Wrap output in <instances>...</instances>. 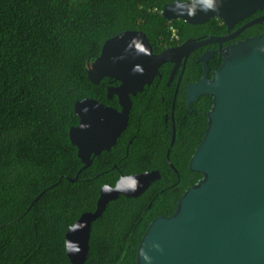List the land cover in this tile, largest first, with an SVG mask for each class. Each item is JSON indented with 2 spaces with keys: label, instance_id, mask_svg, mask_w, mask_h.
<instances>
[{
  "label": "trees",
  "instance_id": "16d2710c",
  "mask_svg": "<svg viewBox=\"0 0 264 264\" xmlns=\"http://www.w3.org/2000/svg\"><path fill=\"white\" fill-rule=\"evenodd\" d=\"M174 1L0 0V264H71L66 232L84 212L96 209L102 186L115 185L122 175L159 170L161 178L140 196L121 194L92 225L85 264H137L152 220L173 214L184 192L203 177L190 169V160L204 137L213 98L202 95L187 108L185 88L203 76L196 60L210 44L196 49L186 64L174 102L173 146L172 122L167 124L164 112L172 108L174 84L164 92L167 103L159 94L150 98L147 87L132 96L130 120L117 146L81 171L69 136L79 122L78 100L94 98L119 107L116 96H107L108 78L94 84L87 73L88 58L99 56L107 39L142 30L159 52L188 38L226 33L220 18L196 25L166 20L161 11ZM250 36L264 37V21L237 39ZM221 64L219 55L209 61L211 68ZM170 69L171 64L160 67L164 76L156 88L165 89ZM126 136L132 143L122 153ZM120 156L126 158L120 161Z\"/></svg>",
  "mask_w": 264,
  "mask_h": 264
},
{
  "label": "water",
  "instance_id": "95a60500",
  "mask_svg": "<svg viewBox=\"0 0 264 264\" xmlns=\"http://www.w3.org/2000/svg\"><path fill=\"white\" fill-rule=\"evenodd\" d=\"M263 9L264 0H176L165 4L161 13L168 21L182 19L194 25L220 18L230 31ZM263 21L261 15L226 36L188 38L158 54L145 32L124 30L107 39L94 60L88 58L91 82L99 84L103 77L119 82L107 88V96L116 95L122 110L94 98L75 103L80 121L70 128L69 136L83 163L80 171L91 165L92 155L115 145L128 125L132 96L152 82L161 65L175 64L172 80L175 69L195 49L220 44L198 59L204 75L186 89L188 107L202 95L213 98L204 137L190 160V169L203 177L184 192L173 214L152 220L140 242L137 264H264V37L250 36L222 46ZM216 53L222 64L210 79L209 61ZM173 127L170 146L176 137ZM168 161L174 167L169 156ZM160 178L159 170H151L122 175L115 185H103L96 209L84 212L66 232L71 264H85L93 222L110 201L121 194L140 196ZM77 179L78 174L70 181Z\"/></svg>",
  "mask_w": 264,
  "mask_h": 264
},
{
  "label": "flooded vegetation",
  "instance_id": "af4514ba",
  "mask_svg": "<svg viewBox=\"0 0 264 264\" xmlns=\"http://www.w3.org/2000/svg\"><path fill=\"white\" fill-rule=\"evenodd\" d=\"M264 10V9H263ZM259 11H262V10H259ZM261 15H264V13H261L260 15H257L256 17H258V16H261ZM251 17V16H250ZM255 17V18H256ZM253 19V18H252ZM245 20V19H244ZM244 20H242V21H244ZM251 20V19H250ZM249 20V21H250ZM242 21H240L239 23H241ZM248 22V21H247ZM239 23H237V24H239ZM246 22H244V23H242V25L243 24H245ZM236 24V25H237ZM236 25L230 30V31H228V29H227V31H226V33L225 34H210V36L209 37H211V36H215V37H222V36H226V35H228V34H230V33H232V32H234L235 30H237L239 27H236ZM241 25V26H242ZM241 34V33H240ZM239 34V35H240ZM238 35V36H239ZM238 36H236L235 38H233V39H231V40H229V41H225V42H223L222 43V46L223 47H226L227 45H230V44H233V43H236L237 41H239V39H237V37ZM209 37H207V38H209ZM204 39V38H203ZM180 45V44H179ZM207 45H209V44H207ZM176 46V45H175ZM170 47H172V46H170ZM220 47V44L219 43H217V42H215V43H210V48L209 49H206V50H204L203 51V53L205 52V51H208V50H217L218 48ZM166 48H168V47H166ZM166 48H164L163 50H165ZM163 50H161V51H163ZM153 51H154V49H153ZM161 51H159V52H154V53H160ZM196 51V49L189 55V57L187 58V60H186V62L185 61H183L176 69H175V71H174V75H173V78H172V80L170 79L171 78V75L173 74L172 73V71H173V68H174V66H175V64L174 63H171V62H168V63H165V64H171V69H170V71H169V74H168V78H167V85H166V87H165V89H158V88H156L157 86H159L160 85V83H161V80L163 79V76H164V73L163 72H161L160 71V68H159V73H158V75H156L155 77H154V79L152 80V82L150 83V84H147V85H145L144 86V88H143V90L141 91V92H143L145 89H146V87H147V91L148 92H150V93H152V95L150 94V98H153V97H155V95H158V96H160L161 97V101L162 102H166V99H165V97L167 96V95H165L164 94V92H167V89L168 88H171L172 86H173V84H174V88H175V92H174V97H173V100H172V108L169 110V109H167V110H165V112H164V117H165V121L167 122V124H169L170 122H172V128H174L173 126H175V123H174V121H175V111H174V108H175V105H174V102H175V99H176V95H177V92H178V89L182 86V82H183V76H184V73H185V70H186V64H187V62H188V60L190 59V57H191V55L194 53ZM202 53V54H203ZM202 54H201V56H202ZM216 55H219L218 53H216L215 55H214V57L213 58H215V56ZM200 56V57H201ZM200 57H198L197 58V60H196V63H198V64H200L201 62H198V59L200 58ZM220 57V56H219ZM212 58V59H213ZM211 60V59H210ZM162 66V65H161ZM160 66V67H161ZM219 68V67H218ZM218 68H211V66H210V72H209V75H208V77L211 79L212 77H213V75H214V73H215V71L218 69ZM184 69V72L182 73V70ZM204 75V74H203ZM105 78H108L107 80H106V82L108 83V87H110V86H117V85H119V82L118 81H116V80H114L113 78H109V77H103L101 80H100V82L102 81V80H104ZM201 78H202V76H201ZM201 78H199V79H201ZM199 79H197V80H194V81H191L190 83H188L187 84V86H186V88H185V100H186V107L187 108H190V107H188V104H187V98H186V89H187V87H188V85H190L191 83H194V82H196V81H198ZM99 82V83H100ZM153 86H155V87H153ZM107 87V88H108ZM139 93V92H138ZM137 95V94H136ZM135 95V96H136ZM116 95H113V97H115ZM112 97V98H113ZM117 97V96H116ZM112 98H109V99H112ZM117 99H118V97H117ZM118 103H119V101H118ZM167 103V102H166ZM133 105V104H132ZM174 106V107H173ZM110 107H113V108H115V109H117L118 111H120V110H122V107L120 106V104H119V107H115V106H110ZM132 110V109H131ZM169 110V111H168ZM162 111V110H161ZM130 113H131V111H130ZM154 114V113H153ZM129 120H130V116H129ZM79 121H80V119H79ZM128 123H129V121H128ZM78 124H79V122H78ZM77 124V125H78ZM74 126H76V125H74ZM128 126V125H127ZM127 128V127H126ZM126 128L122 131V133H121V135L123 134V132L126 130ZM176 129V128H175ZM173 133V132H172ZM121 135L117 138V141H116V143H115V145L114 146H112L109 150H102L101 152H100V154L99 155H96V156H94V155H92V162H93V159L95 158V157H99L104 151H110L113 147H115V146H117V144H118V140H119V138H121ZM128 135H130L129 133H128ZM126 140V141H125ZM124 145H125V148L123 147V146H121L120 147V152H122L123 153V150H125V151H128V149H129V144L130 143H132V139L129 137V136H126L125 138H124ZM122 141V142H123ZM78 149V148H77ZM122 153H120V155H122ZM77 154H78V151H77ZM167 158H168V156H169V150H167ZM123 158H126V156L125 157H122V156H120V161L123 159ZM92 164V163H91ZM113 168H116V169H119V167H118V164H116V163H114V165H113ZM146 171H148V170H146ZM162 216V215H161Z\"/></svg>",
  "mask_w": 264,
  "mask_h": 264
},
{
  "label": "built area",
  "instance_id": "2783aa9c",
  "mask_svg": "<svg viewBox=\"0 0 264 264\" xmlns=\"http://www.w3.org/2000/svg\"><path fill=\"white\" fill-rule=\"evenodd\" d=\"M172 29H173V27H172ZM173 30H174V35H175L176 31H175V29H173Z\"/></svg>",
  "mask_w": 264,
  "mask_h": 264
},
{
  "label": "clouds",
  "instance_id": "9594fccd",
  "mask_svg": "<svg viewBox=\"0 0 264 264\" xmlns=\"http://www.w3.org/2000/svg\"><path fill=\"white\" fill-rule=\"evenodd\" d=\"M211 6V5H210Z\"/></svg>",
  "mask_w": 264,
  "mask_h": 264
}]
</instances>
